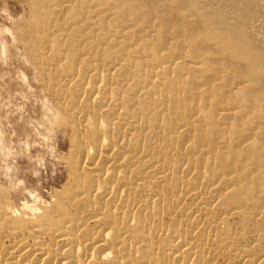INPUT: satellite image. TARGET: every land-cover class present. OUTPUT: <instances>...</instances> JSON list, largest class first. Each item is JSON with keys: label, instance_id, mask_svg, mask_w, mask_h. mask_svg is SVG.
Here are the masks:
<instances>
[{"label": "bare ground", "instance_id": "bare-ground-1", "mask_svg": "<svg viewBox=\"0 0 264 264\" xmlns=\"http://www.w3.org/2000/svg\"><path fill=\"white\" fill-rule=\"evenodd\" d=\"M46 4L47 0H37L35 3L34 15L39 35L35 44L29 48L27 46V50L32 57L43 59L44 54L41 53V45L42 43L49 44L52 48L49 57L50 65L59 68L60 64L63 63L64 75L55 79L57 81L55 92L67 96L68 105L66 102L65 106L68 107V110L51 111V109L49 110L52 108L50 106L47 108L49 111H46L43 117L44 122L43 120L42 122L46 130L59 132V130L67 127L72 130L70 153L66 157L70 183L67 187L54 191L53 204L49 208L42 205L38 210H42L39 216L36 215L37 210L36 213L31 206L29 207L27 203H24L23 210L30 209L33 214L32 218L23 216L13 218L16 217L13 216L16 211L14 210V212L10 208V204H5L4 200L8 194L0 190L1 220L10 222L17 228L32 229L37 234L49 238L53 243H51L52 246L45 245L38 240L39 237L33 236L35 248L28 250V247L23 248L24 246H21L22 249L17 251V256L10 254L13 256L9 264H131L134 260L133 256L135 257L128 251L131 246L138 249L139 257L137 258H140L142 264H165L167 259L165 260L162 254H160L161 257L154 253L157 246L153 242V234L158 231L160 226L155 228L146 226L147 229L145 228L146 222L151 219H158L160 213L152 210L140 211L139 204L130 198V195L137 196L143 187L152 185L150 183L151 177L148 174L150 166L134 165L131 167V164L140 158V153L137 152L126 158L125 152L127 150L120 149L121 146L118 144L123 143L125 146L128 140L126 139V142L122 134L119 135L118 130L116 131V128L111 126L114 120L116 121L114 126L119 129L124 123H128L129 126H131L129 123L139 124L138 117L140 120L142 118L148 120V123L149 121L155 123L165 116L170 117L171 119L165 122L162 128L160 126L165 132L174 131V128L171 130V127L178 124L174 123L177 120L183 119L184 122H191L199 128L198 130H203L194 139L191 152L192 149H200L204 142L209 147V151H215L216 143L225 139L222 129L217 125L218 120L216 119L217 116L219 117V112H226V117L234 116L235 119L238 118V115L242 119L243 116H247L248 129L243 130V128L236 127L237 129L231 133L230 141L225 142V144H231V147L228 148L229 152H227L229 156L221 159L219 155L220 159L217 157L216 163L221 160L219 167L224 176L233 170L241 172L235 178H229L228 175V178L224 179L225 181L222 183L234 188L230 194L232 198L244 203L246 197H251L256 204L264 208L262 202V195L264 194V141L258 142L259 144L256 146L257 138L254 139L253 133L252 135L247 133L248 131L251 133L254 127L258 129L257 127L260 126L263 134L262 131L260 133L264 135V0H81L78 5L73 6V12H70L72 16L65 20L64 30L68 37V41L65 43L62 40H56L58 37L55 40L50 39L48 37L50 33L48 32L47 35L45 32L46 26L42 22L41 11L47 8ZM97 5L103 7V10L100 13V21L95 23ZM52 13L50 9L46 15ZM119 22L131 30L126 38H121L122 41L114 38V35L119 31ZM147 29H152L154 35L148 36ZM167 39L174 41L171 46L174 55L164 53L167 49L165 47L169 45V42L166 45ZM132 40L138 43L136 51L130 49L134 46H130ZM100 43L106 47L104 56L106 54L105 58L107 59H114V48L119 50L116 58L121 59L123 65L120 70L116 69L117 73L114 69L115 74L125 71L127 74L130 73L133 78L131 87L126 95L121 98L122 111H116L113 108L114 105L110 104L111 96L108 98L105 95L106 93L109 94L111 90L105 93L101 88L99 94L96 93V89L94 91L90 86L85 88L87 84H90L91 77L87 80L84 77V70L90 69L95 72L93 59L91 63L83 64L84 66L78 70L79 72L76 70L77 60H79L77 57L80 52L90 55L98 49ZM186 52L192 57L194 66L192 71L186 77L187 65L186 63H179L174 71L169 72L165 87L160 86L162 90H159L158 84L156 83V85L155 80L152 81L148 75L147 68L163 65L171 59H175V61L180 58L184 59ZM136 54L140 56L138 59L134 57ZM141 57H146L149 61H144ZM131 64H134L132 69L130 68ZM151 70L153 71V69ZM95 74L97 73L95 72ZM110 76L109 80L111 79ZM118 78L119 76L115 77L114 80ZM153 79L155 78L153 77ZM98 82L95 81L94 83ZM143 82L148 84L147 93L143 92L144 88L141 86ZM94 83L91 80L90 85ZM70 84H74V86ZM115 84L117 87L121 86L119 82ZM67 85L70 86V89H66ZM200 89H203L202 100L211 101L209 105L206 103L205 107L200 105L202 109H198L195 105L196 102L194 103ZM235 89L234 96L230 97L231 94L229 96L228 92ZM139 95L141 100L136 107L133 97ZM116 107L118 109V106ZM104 109L106 116L104 124H102V121L101 123L98 122V116L102 115L100 113ZM236 110H239L238 115L235 113ZM81 113L84 115L79 117L78 115ZM85 117L89 119L87 126H83ZM194 117L196 119L193 120ZM182 126L180 125L178 128L182 130ZM190 126L189 124L188 129ZM182 128L184 129V127ZM64 131L66 130L64 129ZM186 134L184 133L181 137L184 138ZM185 138L187 141L188 138ZM140 140L139 137H134L135 144L140 145V142H145L144 139L143 141ZM183 140L179 139L173 143L181 149ZM244 140L248 141V145L245 151H241L238 146ZM144 147L146 148V146ZM0 150H2L1 147ZM140 150L139 148L138 151L140 152ZM166 152L165 148L161 150L160 154L164 155ZM184 152L188 153V151ZM159 156L148 155L153 161L152 163L155 164L159 162ZM212 159L213 157L210 160ZM178 164L180 165L181 162L178 161ZM211 164L208 162L209 166ZM248 166H256L261 171L253 176L248 172ZM191 167L185 170L187 174L192 173ZM207 168L209 169V167ZM121 170L124 171L122 174ZM178 173L174 172L169 180L174 178L173 180L178 182ZM127 174L132 177L133 181L139 180L142 181V184L138 186L135 184L136 181L133 184L132 180L130 181L129 177L126 176ZM216 175L214 180L219 181L216 178L219 176ZM163 179L167 181L168 176H163ZM217 180L215 183H219ZM143 200L146 203L149 201L148 199ZM170 234L160 236V246L168 247L173 251L172 258L176 264H191L192 255L190 252L185 256L174 254L175 251H178L175 243L179 241L177 242L176 237L170 236ZM19 258L23 261L19 262Z\"/></svg>", "mask_w": 264, "mask_h": 264}, {"label": "rangeland", "instance_id": "rangeland-1", "mask_svg": "<svg viewBox=\"0 0 264 264\" xmlns=\"http://www.w3.org/2000/svg\"><path fill=\"white\" fill-rule=\"evenodd\" d=\"M36 1L37 0H0V147L2 149L0 150V190H3L8 194L7 198L4 200L5 204H10V208H12L13 211H16H14L15 213L13 214V216L15 215L16 217L13 218H19L22 216L25 218L33 217L30 209L23 210L24 203H27L29 207L31 206L35 211H38L42 205L48 206L49 208L55 199L53 198L54 191H59L67 187L70 183L66 157L70 153L72 130L69 127L64 128L66 131L61 129L59 132L47 129L51 132L48 133L43 124V117L48 110L47 108L50 106L52 107L49 108L51 111L68 110V107L66 108L65 106L66 102L68 105V100L66 99L67 96L59 95L55 92V84H57L55 79L58 76L64 75V68L62 69L63 63L60 64L59 68L50 65L49 57L52 48L49 44L42 43L41 45V53L44 54L43 59L32 57L27 50V46L29 48V46L34 45L39 35L34 15ZM80 2L81 0H73V2L72 0H47V8L42 10L41 14L42 22L46 26L45 32L47 35L49 33L51 34L48 35L50 39L55 40L58 37L56 40H62L64 43L68 41L66 31L64 30L65 20L72 16V13L70 12H73V6L78 5ZM50 9L53 13L46 15V12ZM102 10L103 7L97 5L95 11L96 17L94 18L95 23L100 21V13ZM126 28L127 26L120 23L119 31L114 35V38H116V40L119 39L118 41H122L126 38L131 31ZM146 31L147 35L149 34L148 36L154 35L152 29H147ZM121 38L123 39L121 40ZM167 42H169L168 44L170 46L167 45ZM173 42V39L166 40V45L168 47H165V49L167 48L164 52L165 54L174 55L171 51ZM132 45L134 46L132 47ZM137 45L138 43H136L135 40L130 41V46L132 47L130 48L131 50L136 51L138 49ZM103 46L104 45L100 43L98 49L90 55L81 54L82 52H80L77 59L81 61L77 60L78 66L76 70L78 71L85 64L91 63L93 59V66L97 74L90 69L86 71L84 70V77L86 79L91 77L90 79L92 80V83L103 80L105 82H100L101 84L99 82L94 83L96 84V88H94V84L90 85L91 80L89 79L90 84H87L85 88H89L90 86L92 90L94 89L95 91L96 89V93H99V89L101 88L105 93L111 90V93L109 92V94L106 93L105 95L108 98L111 96L110 100H112V103L110 102V104H112V106L114 105L113 108L116 111H122L121 108H123V104L121 98L128 92L132 85L133 78L130 73L127 74L125 71H121L120 74H115L114 69L117 73V70H120L123 65V62L120 61L121 59L116 58L119 50L118 48L113 49L114 59L111 60V58H105L106 54L104 56V53H106V47ZM185 54L187 56L185 55L183 57L184 59L180 58L176 59V61L175 59H171L167 61L168 64L166 62L163 65L155 66L157 70H155V67L147 68L148 75L152 78V81L155 80V84H158L156 85L159 90H162V88L165 87L166 79L169 77L171 70L174 71L179 63H186V77L190 71H192V67H194L192 64V57L187 52ZM84 55L89 57L86 58ZM134 57L135 59H138L140 56L136 54ZM142 60L149 61L146 57H143ZM131 67L133 68L134 64H131L130 68ZM151 69H153V71ZM108 70H110L109 72H112V74H110ZM92 75L94 76L92 77ZM108 75H111L110 80ZM104 76L105 78H103ZM117 76H119V78L114 80ZM153 77L155 79H153ZM117 82L120 83V87H117V84H115ZM110 84L112 85L111 87ZM70 85L74 86V84ZM73 86L71 87L73 88ZM141 86L144 88L143 92L147 93L149 88L148 84L143 82L141 83ZM160 86L163 87L161 88ZM66 89H70V86L67 85ZM235 92L236 89L234 91H229L228 95L230 96L231 94L230 97H232ZM198 94V97H196V100L194 101V103L196 102L195 105H197L196 107L198 109H202L200 105L205 107L207 104L209 105L211 103L210 100V102H207L208 100H202L203 98L201 95L203 94V89H200ZM151 98L153 99L154 97ZM140 100V95L133 97L136 107H138ZM116 106H118V109ZM104 112H106L105 109L101 111L100 114L102 115L100 117L98 116V122L101 123L102 121V124H104L106 116V113L104 114ZM238 112L239 110L235 111L237 115ZM219 113V117L217 116L216 119L218 120L217 125L222 129L225 139H221L216 143V152L209 151L210 149H208L209 147L206 142L201 144V148L199 146L200 149H192L190 152L194 139L196 136L200 135L203 130H198L199 128L193 123L184 122L183 119L174 122L178 124L173 125L175 127H171V130L174 128V131L172 132H165L161 129L162 125H165V122H168V120L171 119L166 116L167 121L165 117H163L161 120H158L159 122L156 121L155 123H152L151 121L148 123V120L143 118L140 120V117H138L139 124L129 123L131 125L129 126L128 123H124V126L122 125L119 129L114 126L116 121H112L111 126H113V128L115 127L116 131L118 130V134H122V137L129 142L128 144L126 140L127 144L124 142L126 144L125 146L123 143H119L118 145L121 146V148L117 145L120 149L124 151L127 150V152H125L126 158H129L137 152L140 153V158L137 161H134L131 164V167L134 165L142 167L150 166L148 174L151 177L150 183L152 185L143 187L139 190L137 196L130 195V198L139 204L138 208L140 211L152 210L153 212L158 211L160 213L158 219L147 221L145 228L161 227H159L161 230L158 229V231L153 234V242L156 244L155 246H157L154 253L159 255L162 254L164 259H167L166 262H164L165 264H176L174 258H172L173 251L168 247L160 246V236L165 234L169 235L170 233V236L176 237V241H179V244H183L179 245L178 243H175L178 251H175L176 253L174 252V254L185 256L190 252L192 255L191 264H264V208L256 204L255 200L251 197H246V202L244 203L232 198L230 194L234 188L225 184L223 185L222 183L228 178V175L229 178H235L238 177L241 172H235L233 170V173L228 172L227 175L225 174V177L224 174H221L223 171L219 167L221 166V160H218V164L216 163L219 155L221 159L229 156L227 152H229L228 148L229 146L231 147V144H225V142L230 141L231 133L237 129L236 127L243 128V130H246V128L248 129L249 121L247 116H243V120L242 117L238 115L236 121L234 116L226 117V112L221 111ZM83 115L84 114L81 113V115L79 114L78 116L81 117ZM194 119L196 118L194 117L193 120ZM239 121L240 123H238ZM84 124L83 126H87V124H89V119L86 118ZM189 124L191 125L190 129H188ZM176 125H179L178 127L183 125L182 127H184V129L181 127L182 130H180ZM259 127L260 126L257 127L258 129L254 127L255 129L253 128L251 133H249V131L247 132L251 135L253 133L254 139L257 138L255 142L256 146L259 144L258 142L264 141V135H262L263 130H260L261 127ZM181 131L187 133L185 137L190 141L188 139L186 141L185 137V139L181 137L184 135ZM172 133L174 134L172 135ZM83 135L85 136V133ZM228 135L229 137H227ZM134 137H139L141 139L140 141H143L144 139L145 142H140V145H137L135 144ZM179 139L185 140L181 143L183 145V147L181 145V149H184L183 151L173 143L179 141ZM1 141L4 142L2 143ZM130 141H132L131 144ZM244 141L238 146V149L241 151H245V148L248 145V141ZM144 146H146V148ZM136 147L138 150L139 148L141 149L140 152ZM165 148L167 152L164 155H161V150ZM184 151H188V153ZM152 154L160 155L158 163H152L153 161L148 157V155ZM212 157L213 159L210 160ZM220 157H218V159H220ZM178 161L181 162L180 165L178 164ZM208 162L209 164H212L209 166ZM197 165L199 166L197 167ZM188 167L192 168L191 174L185 172ZM207 167H209V169ZM247 170L253 174V176H256L260 173L259 171H261L260 168H257L256 166H248ZM123 172L124 171L121 170V174ZM174 172H180L177 175V178L179 176L178 179L180 181L178 180V182H175L173 180L174 178L169 180ZM216 174L220 177H216L219 179V181L216 179L219 183H215L216 180H214V176ZM165 175L168 176L167 181L163 179V176ZM126 176L129 177L130 181L132 180V177L129 174ZM120 181L123 180L120 179ZM135 181L136 180H132V183L134 184ZM135 184L140 186L142 181L138 180ZM143 199H148L149 201L146 203ZM262 202L264 205V194L262 195ZM41 212L42 210L38 211L36 215L39 216ZM0 224V264H9L11 257L13 256L10 254H15L17 256V251L21 250L23 246V248L28 247V250H33L35 248V240L33 239V236L39 237L38 240L45 245L52 246L53 244L49 238L37 234L32 229H25L23 227L17 228L10 222H4L1 218ZM128 251L135 255V257L133 256L134 262L132 261L131 264H142L139 260L140 258H137L139 257L137 248L131 246ZM181 252H183V254H181ZM19 259V262L23 261L21 258Z\"/></svg>", "mask_w": 264, "mask_h": 264}]
</instances>
